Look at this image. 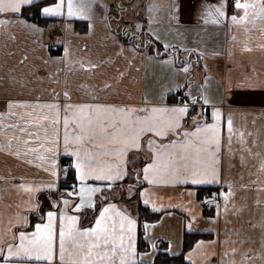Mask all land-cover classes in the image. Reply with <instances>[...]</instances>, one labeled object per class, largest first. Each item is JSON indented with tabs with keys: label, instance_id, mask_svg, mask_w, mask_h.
I'll return each mask as SVG.
<instances>
[{
	"label": "snow or ice",
	"instance_id": "1",
	"mask_svg": "<svg viewBox=\"0 0 264 264\" xmlns=\"http://www.w3.org/2000/svg\"><path fill=\"white\" fill-rule=\"evenodd\" d=\"M110 3L111 0H0V17H4L0 27L19 23L34 33H43L38 24L21 19L26 10H34L40 16L63 20L65 32L71 29L72 21H86L90 33L97 15L103 20L111 19ZM230 7L234 9L231 14ZM152 10L149 7L148 11ZM173 18L180 22L175 13ZM199 19L204 24L251 33L258 25L264 29V0H231V4L229 0H204ZM153 22L149 17L146 25H126L123 37L129 38L136 55L172 73L173 79L160 85L157 99L145 93L140 104L103 101L101 92L115 90L114 82L104 80L99 89L81 85L86 89L82 100L74 101L72 92L64 90L63 99L53 91L48 101H6L5 111L0 112V150L37 167L44 178L17 186L25 196L15 218L8 221L9 227L0 230V264H148L138 251L137 232L142 226L147 239L152 225L147 221L141 224L138 216L121 209L109 195L130 175V152L146 148L148 159L136 173L139 187L133 191L129 186L128 197L135 196L145 207L151 205L153 211L158 209L151 192L158 185L221 182L219 165L225 144L231 150L237 135L245 143V133L237 132L234 119L232 104L236 101L230 103L224 96L213 99L207 78L200 85L194 84L191 72L204 54L184 48L188 57L177 64L181 59L177 46L162 39L152 28ZM119 47L122 55L125 48L123 44ZM244 47L251 51L247 44ZM192 51L197 53L195 62ZM134 59L135 56L129 64ZM61 62L78 63L82 71L93 74L100 67L91 61L72 60L67 47ZM124 75L119 72L121 80ZM234 87L264 89V83L246 78L234 85L229 80L224 92L231 95ZM245 150L251 152V147ZM131 159L135 162L136 157ZM261 167L264 169V164ZM62 178L70 181L67 188L60 183ZM41 194H46L43 200ZM220 195L227 206L231 185L228 192ZM187 228L191 230V222ZM151 247L155 249L156 244Z\"/></svg>",
	"mask_w": 264,
	"mask_h": 264
},
{
	"label": "crops",
	"instance_id": "2",
	"mask_svg": "<svg viewBox=\"0 0 264 264\" xmlns=\"http://www.w3.org/2000/svg\"><path fill=\"white\" fill-rule=\"evenodd\" d=\"M203 2L111 0V19L103 20L97 15L90 33L86 21H72L71 29L65 32L64 21L60 18L42 16L47 20V27H43L24 16L25 11L21 19L38 24L44 31L34 33L19 23L0 27V112L5 111L8 99L48 101L52 99L53 91L60 93L63 99L62 92L69 90L74 101L82 100L86 98V89L81 85L99 89L104 80L114 82L115 90L101 92L103 101L140 104L145 93L157 99L160 85L172 80V73L159 63L136 55L131 51L129 38L123 37L126 25L137 22L146 25L151 17L152 28L162 39L177 46L181 58L177 64L188 57L184 48L198 49L204 54L195 64L190 79L200 85L207 78L209 95L213 99L224 96L230 103L236 101L232 104L234 119L237 132L245 133V143H241L237 135L231 150L225 144L220 157V183L193 185L179 182L156 186L151 199L158 210L153 211L151 205L147 208L160 217L155 222H148L152 227L147 239L142 226L138 228V251L148 264L155 262L161 250L170 256L183 255L187 264H264V169L261 167L264 164V89L234 87L231 95L224 92L229 80L234 85L246 78L264 83V29L258 25L251 33H245L228 26L204 24L199 19ZM149 7L153 9L151 12ZM232 11L234 9L230 7L229 14ZM174 13L179 23L173 18ZM112 32L119 35L113 36ZM121 44L125 48L122 55L119 54ZM245 44L251 51L245 50ZM65 47L72 60L91 61L100 67L93 74L82 71L78 63L61 62ZM133 56L135 59L129 64ZM191 59L196 61L195 51H192ZM121 71L125 73L122 80L119 77ZM182 77L183 74L181 80ZM247 147H251V152L245 150ZM132 156L136 157L135 162ZM147 159L146 148L130 152V175L109 193L121 209L134 217L138 216L139 206L144 205L135 196L129 199L127 189L132 186L135 191L139 187L136 173L141 171ZM43 178L44 174L37 167L0 150V230L9 227L8 221L15 218L17 206L25 196L17 186ZM64 182L62 178L61 185ZM229 185L232 195L225 206L220 193L228 192ZM209 190L212 195H203ZM44 196L41 194V200ZM189 222L192 223L191 230L187 228ZM193 233L198 238L186 249V238ZM4 238L10 239L9 236ZM201 241L203 243L197 248ZM140 242L145 243V250L140 249ZM152 243L156 244L155 249L151 247Z\"/></svg>",
	"mask_w": 264,
	"mask_h": 264
},
{
	"label": "trees",
	"instance_id": "3",
	"mask_svg": "<svg viewBox=\"0 0 264 264\" xmlns=\"http://www.w3.org/2000/svg\"><path fill=\"white\" fill-rule=\"evenodd\" d=\"M24 16H26L29 19H33L40 26L47 27L46 26L47 20L43 19L42 16L36 14L34 10H26V13ZM69 182L70 181H65L63 185ZM208 192L209 191H207V193H203V195L204 194L207 195ZM138 217L141 223H143L144 221L155 222L159 219L160 214L151 212L147 207L140 205L138 208ZM197 238H198V235L195 233L191 234L188 238H186L185 245H184L185 248L186 249L190 248L191 245L197 240ZM143 243L140 242L141 250L146 249L145 243L144 244ZM153 264H187V263L185 262L183 255L170 256L165 250H161L156 256L155 262Z\"/></svg>",
	"mask_w": 264,
	"mask_h": 264
},
{
	"label": "built area",
	"instance_id": "4",
	"mask_svg": "<svg viewBox=\"0 0 264 264\" xmlns=\"http://www.w3.org/2000/svg\"><path fill=\"white\" fill-rule=\"evenodd\" d=\"M68 185H69V183H68V184H66V185H63V187H64V188H67V187H68ZM69 190H70V189H69ZM211 193H212V192H208V195H212ZM45 195H46V194H45Z\"/></svg>",
	"mask_w": 264,
	"mask_h": 264
}]
</instances>
